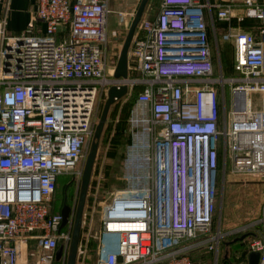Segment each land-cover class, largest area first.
<instances>
[{
	"label": "built area",
	"instance_id": "obj_1",
	"mask_svg": "<svg viewBox=\"0 0 264 264\" xmlns=\"http://www.w3.org/2000/svg\"><path fill=\"white\" fill-rule=\"evenodd\" d=\"M35 1L43 36H7L0 20V264H67L76 210L68 205L61 226L57 180L73 173L81 184L98 99L123 85L125 98L139 89L121 162L126 186L102 204L94 261L87 236L75 264H193L189 253L201 247L218 264L220 175L264 176V25L253 34L231 24L243 13L264 22V0H161L157 15L135 29L126 78L109 73L104 58L108 0ZM215 19L227 22L229 76L220 69ZM66 26L69 40L56 42ZM262 226L246 245L258 264L264 219ZM29 241L33 262L19 259Z\"/></svg>",
	"mask_w": 264,
	"mask_h": 264
},
{
	"label": "rangeland",
	"instance_id": "obj_2",
	"mask_svg": "<svg viewBox=\"0 0 264 264\" xmlns=\"http://www.w3.org/2000/svg\"><path fill=\"white\" fill-rule=\"evenodd\" d=\"M146 9L148 11L147 14H150L154 11H159L160 0H149L146 5ZM210 33L209 42L211 53L213 57H215V35L212 31H210ZM218 40V45L220 47L223 59L222 68L224 69V67H226L225 58L227 56L226 53L223 52L225 44L222 42V38ZM122 44L123 42L115 44L111 40H109V42L106 40L104 45V58L105 62L107 63V69L111 74L114 73ZM220 69L219 65L215 64V73ZM258 96V94L250 95V99L252 100L254 106L259 105ZM131 97L132 95H129L126 98L122 97L121 99L116 100L110 106L100 136L91 171L90 181L81 216V229L79 238L83 244L85 238L88 236L87 248L89 250L90 263H92L95 258L92 250L95 249V245L97 243V233L99 229V218L102 204L108 202L118 190L124 189L126 186L124 181L121 179V162L128 140L127 135L125 134L129 132L130 123L123 137H117L115 131L126 126L125 119L131 106L129 103ZM105 99L106 96L104 95L102 98L98 99L97 105L95 107L92 134L89 136L84 147L85 157L79 164V168H84L83 166L85 164L87 154L89 153L91 144L94 141L95 127L97 125ZM231 99V92L228 90V86H226L225 100L227 107L231 102ZM133 108L134 106L132 109ZM115 139L117 140L116 143L114 142ZM257 179V177H253L249 174H235V176H231L228 171L226 172L225 179H222L219 195L220 200L217 202L214 213L213 229H219L221 231L223 234L221 239L223 241L229 240L231 236L234 237V235L240 233H251L252 231L256 232L257 235L262 233L264 207L261 212L260 209L262 208L264 202L260 201L264 200V180ZM77 183L78 181L75 179L73 173L61 175L59 177L54 193V210L61 209L65 204L72 206L76 210L81 185H78ZM240 190H243L242 192H244V195H242ZM240 194L242 195L243 199L241 201L238 200ZM236 196L237 199H235ZM258 203L259 205H257V207L256 204ZM255 210L257 213H255ZM34 246L35 247L33 249L35 250L36 244ZM220 248L222 247L220 246ZM202 257V255H199V257L196 258V264H213V259L211 256L209 259L210 261L207 259H202Z\"/></svg>",
	"mask_w": 264,
	"mask_h": 264
},
{
	"label": "crops",
	"instance_id": "obj_3",
	"mask_svg": "<svg viewBox=\"0 0 264 264\" xmlns=\"http://www.w3.org/2000/svg\"><path fill=\"white\" fill-rule=\"evenodd\" d=\"M138 1L139 0H108V7L112 12L108 15V19H107V42L111 40L113 41V43L116 44V43H122L124 41L125 35L127 33V25L131 18L130 15L131 13L132 15L134 14ZM202 1H207V0H202ZM208 1L214 3L217 2L218 0H208ZM240 1L237 0V2ZM239 5L240 6L239 8H237V11L242 12L243 11L242 4L239 3ZM36 6L37 4L35 0H0V20L4 21L6 35L7 36L26 35V36H35V37L43 36L45 32L44 24L38 20H34ZM147 12L148 11L145 7L142 18L153 19L158 13V11L151 12L150 14H147ZM102 48H104V45ZM213 58L215 62L218 63L216 48H215V57ZM138 90L139 89L137 88L135 91L137 92ZM226 172L224 175H220L218 201L220 200L219 199L220 186L222 183V179H225ZM230 175L235 176V174L233 173H230ZM257 178H258L257 180H262V179L264 180V176ZM240 191L242 192L243 190ZM242 195H244V192H242ZM242 195L241 194L239 195V199H238L239 201L243 200ZM235 199H237V196L235 197ZM260 202H264V200ZM257 205H259V203L256 204V206ZM263 207H264V203L262 205V208L260 209V212L262 211ZM257 211L255 210V213H257ZM34 245H35L34 241H29L27 245L22 246L19 253V259L29 262L35 261L37 258V250L36 248L35 250L33 249L35 247ZM247 263H248V257H247Z\"/></svg>",
	"mask_w": 264,
	"mask_h": 264
},
{
	"label": "water",
	"instance_id": "obj_4",
	"mask_svg": "<svg viewBox=\"0 0 264 264\" xmlns=\"http://www.w3.org/2000/svg\"><path fill=\"white\" fill-rule=\"evenodd\" d=\"M149 0H139L138 4L136 6V9L134 11L133 16L131 17L130 21L127 25V33L125 35L122 47L120 49V53L118 56V60L114 69L113 76L115 78H126L128 74L127 64H128V50L135 32V29L137 28L144 9L146 7V4ZM127 92V87L125 85L121 86L120 88L116 87H110L107 91V96L105 99V102L103 104L97 125L95 127L94 131V141L91 144V148L89 153L87 154L83 174L81 178V185H80V192L78 197V204L76 208L75 213V219H74V225H73V231H72V240L70 244V252L68 255V261L67 264H75L76 260V253H77V245L80 237V229H81V216L83 211V206L86 198V193L90 181L91 171L94 163V159L96 156L100 136L107 118V114L109 111L110 106L117 100L123 97ZM60 213L62 215V224L63 226L66 221L69 214V206L63 205L60 209ZM247 234H243L240 237L234 238L233 240L229 241L228 243H232L236 240H242L246 237ZM227 243V242H225ZM61 254V248H58L56 252V260L60 257ZM248 263L247 264H258V258L259 253L256 251H251L248 253Z\"/></svg>",
	"mask_w": 264,
	"mask_h": 264
},
{
	"label": "trees",
	"instance_id": "obj_5",
	"mask_svg": "<svg viewBox=\"0 0 264 264\" xmlns=\"http://www.w3.org/2000/svg\"><path fill=\"white\" fill-rule=\"evenodd\" d=\"M242 12H244V10ZM214 24H215V28H216L217 44L219 41L218 39L222 38V42H224V44H225L223 52H225L227 55L225 58L226 63L224 62L226 64V67H224V69H223L222 68V62H223L222 53H221L220 47L218 45L222 72L224 75L229 76V75L234 74V72L232 70V46H231L230 42L223 39V33L226 30L227 22L215 19ZM231 24H232V26L240 28L241 30L249 31L253 34H256V31L258 30L259 27L264 25V22H261L259 19H256V18L248 17L243 13L242 20H240L238 22V21H236V18H233L231 20ZM210 31H211V29L208 26L209 38H210V34H211ZM69 32H70L69 27L66 26L63 30H61L60 32H58L54 36L55 41L56 42L68 41L69 40ZM137 92L135 91V92H132L130 94V95H132L131 100L129 102L131 106L127 112L126 119H125L126 126L122 127V129H118L115 131L117 137L118 136L123 137L124 133L126 132V129L129 125L130 114L132 111V107L134 106V103H135V98H136ZM125 135H127V139H128L127 144H128L130 142V134L128 132ZM114 142L116 143L117 140L115 139ZM57 183H58V180H57ZM59 210L53 209V211H55V212H57ZM213 222H214V219H213ZM246 234L248 235L249 233H246ZM255 236H257V233L252 231L246 239L243 238L244 240L243 239L242 240H236L232 243H228L229 241L236 238L235 236L234 237L231 236V238L229 240H225V241L222 240L220 243V246L222 248H220V246H219L218 264H246L247 263V254L249 253L248 250L246 249V245H247L248 240H250L251 238H253ZM225 242H227V243H225ZM195 254H196V256H195ZM199 255L203 256L202 259L209 260L210 256L213 259L212 251L209 250L207 247H201V248L194 249V250L190 251V253H189V257H190L193 264H196L195 260L197 257H199Z\"/></svg>",
	"mask_w": 264,
	"mask_h": 264
},
{
	"label": "flooded vegetation",
	"instance_id": "obj_6",
	"mask_svg": "<svg viewBox=\"0 0 264 264\" xmlns=\"http://www.w3.org/2000/svg\"><path fill=\"white\" fill-rule=\"evenodd\" d=\"M53 199H54V197H53ZM53 207H54V200H53ZM69 215V214H68ZM68 218V217H67ZM243 234H246V233H240V234H236V235H234L236 238L237 237H240L241 235H243ZM250 234V233H249ZM249 234L244 238V239H246L248 236H249ZM243 239V240H244Z\"/></svg>",
	"mask_w": 264,
	"mask_h": 264
},
{
	"label": "bare ground",
	"instance_id": "obj_7",
	"mask_svg": "<svg viewBox=\"0 0 264 264\" xmlns=\"http://www.w3.org/2000/svg\"><path fill=\"white\" fill-rule=\"evenodd\" d=\"M249 98V97H248Z\"/></svg>",
	"mask_w": 264,
	"mask_h": 264
}]
</instances>
